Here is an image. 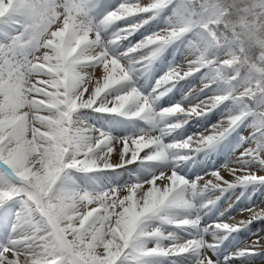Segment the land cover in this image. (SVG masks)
<instances>
[{"label":"snow or ice","instance_id":"obj_1","mask_svg":"<svg viewBox=\"0 0 264 264\" xmlns=\"http://www.w3.org/2000/svg\"><path fill=\"white\" fill-rule=\"evenodd\" d=\"M257 193L264 0H0V264H255Z\"/></svg>","mask_w":264,"mask_h":264},{"label":"rangeland","instance_id":"obj_2","mask_svg":"<svg viewBox=\"0 0 264 264\" xmlns=\"http://www.w3.org/2000/svg\"><path fill=\"white\" fill-rule=\"evenodd\" d=\"M145 2H147V0H145ZM120 26H125L122 22H120ZM147 34V33H146ZM142 36L141 35H136L135 37H132L131 41L132 43L137 42L139 39H141ZM178 57V56H177ZM169 59H172V56H169ZM178 64H182L181 61L177 60ZM154 81V80H153ZM199 85H202V81L200 80L199 76L196 77L194 80H192L189 84L185 85V89H184V95H195L197 92H199V90L201 89L200 87L198 88ZM187 89H190V91ZM186 91V92H185ZM188 93V94H187ZM176 99H180V95L177 94ZM203 99V97H202ZM220 116H218L217 115ZM222 115V116H221ZM214 118V119H212ZM210 118L208 121V125H206L207 129L205 131L203 130H193L189 133L192 132H203L205 135L209 134L211 131L210 125L211 124H216L218 122L217 119H224V115L223 112L221 111H217L216 114ZM248 131V129H245L244 134H246V132ZM223 157H220L218 160H214L212 163L210 162L209 167L211 168V164H215L216 168H220L221 170V174L226 178H228V180L231 179V176L224 171V169L221 167V165L223 164L224 160ZM228 176V177H227ZM217 195H219V193H216ZM238 195V192H237ZM227 198H221V200L218 202V212H225L226 210L229 209V205H232V208L230 211H227V214L230 215L233 219H235L234 223L240 220H246L249 218V216L251 215V213L247 210L241 211V209H246L249 205L246 202V200L241 201L239 203L236 202V195H232V194H226ZM258 199L254 202L255 203V209L256 211H259L260 208H264V193H259L258 194ZM213 199H215V196L212 197ZM219 214H216V217H211L205 218L204 223H208L210 222V219H214L217 218ZM238 216V217H237ZM240 216V218H239ZM256 226H252V233H257L259 232L260 229H264V225L263 223L257 222ZM252 233H241V242H240V246L243 247L245 244L250 243L252 240L256 239V236L253 235ZM261 236H264V233H260ZM262 243H264V241H262ZM255 264H264V260H260L257 259Z\"/></svg>","mask_w":264,"mask_h":264},{"label":"bare ground","instance_id":"obj_3","mask_svg":"<svg viewBox=\"0 0 264 264\" xmlns=\"http://www.w3.org/2000/svg\"><path fill=\"white\" fill-rule=\"evenodd\" d=\"M121 27H124V26H121ZM141 31H143V30H141ZM146 34V33H145ZM137 35H139V34H137ZM130 40L132 39V37H130L129 38ZM177 60H179V61H181L182 62V64L184 63V57H183V55L182 54H180V55H178V57H177ZM185 70H186V68H185ZM196 77H198V76H195V77H190L189 78V81L186 83V85L187 84H189L192 80H194ZM181 83H184V82H181ZM204 85H203V82H202V85H199L198 86V88L200 87V88H202ZM190 91V89H187V91ZM186 92V91H185ZM191 92V91H190ZM188 94V93H187ZM163 103L165 104V105H167V103H168V101H167V99L165 98V100L163 101ZM216 114V112L214 113V114H212L211 116H210V118H212L214 115ZM217 115H218V113H217ZM220 115V114H219ZM218 115V116H219ZM222 116V115H221ZM220 117V116H219ZM209 118V119H210ZM212 119H214V118H212ZM223 119V118H222ZM222 119H217L218 120V122L217 123H219ZM208 122L209 121H207V122H204V121H201L199 124L197 123V122H195V121H193L192 122V124H191V126L190 127H188V132H191V131H193V130H203V131H205L206 129H207V127H206V125H208ZM216 123V124H217ZM249 131V130H248ZM247 131V132H248ZM247 132H246V134H247ZM213 162V161H212ZM211 162V163H212ZM197 174H203V173H201L200 172V170L199 169H197ZM228 177V176H227ZM193 178H195V177H193ZM208 178H211L210 176L209 177H205V179H208ZM225 178V177H224ZM226 179H228V178H226ZM258 194L259 193H257L254 197H253V201L255 202L257 199H258ZM217 195V194H216ZM247 202V201H246ZM248 203V202H247ZM216 214H219V212L217 211L216 212ZM218 217H219V215H218ZM238 217V216H237ZM239 218H240V216H239ZM214 220V219H213ZM234 221H235V219H233L230 215H226V218H225V222H229V223H234ZM212 222V221H211ZM257 224L256 223H254L252 226H256ZM263 225H264V223H263ZM253 234V233H252Z\"/></svg>","mask_w":264,"mask_h":264}]
</instances>
